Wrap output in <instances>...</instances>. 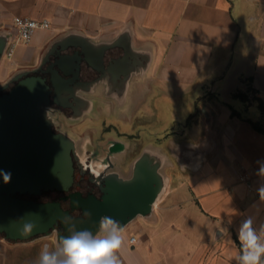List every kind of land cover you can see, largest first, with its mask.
<instances>
[{
    "label": "crops",
    "instance_id": "obj_1",
    "mask_svg": "<svg viewBox=\"0 0 264 264\" xmlns=\"http://www.w3.org/2000/svg\"><path fill=\"white\" fill-rule=\"evenodd\" d=\"M16 16L48 19L51 27L4 55L0 84L37 67L69 34L118 43L114 58L125 55L120 44L130 47L132 55L110 73L115 81L82 88L89 106L79 120L103 122L101 137L110 140L101 151L121 146L109 157L123 177L121 168L132 174L145 149L165 158L164 190L153 213L133 221L136 231L124 228L121 264H237L241 223L251 216L255 228L264 224V132L252 124L264 128V0H0V33H12L9 41ZM53 118L76 143L96 137L74 134L73 121L57 112ZM148 133L154 140L144 139ZM38 246L0 237V264H36Z\"/></svg>",
    "mask_w": 264,
    "mask_h": 264
},
{
    "label": "water",
    "instance_id": "obj_2",
    "mask_svg": "<svg viewBox=\"0 0 264 264\" xmlns=\"http://www.w3.org/2000/svg\"><path fill=\"white\" fill-rule=\"evenodd\" d=\"M10 36L8 31L0 33V62ZM120 45L125 55L106 64V53L118 43L95 45L88 37L69 34L51 45L37 67L19 71L0 84V233L5 239L26 242L55 232L58 241L69 234L73 223L78 230L95 233L102 216H112L124 229L137 217L153 213L165 187L161 172L165 158L150 149L134 161L130 177L117 171L106 175L101 198L71 192L64 197L70 200V209H65L60 201L23 197L72 189L81 157L74 137L54 131L52 105H65L63 101L71 97L79 104L75 91L87 86L80 85L83 63L101 72V77L122 67L132 52L128 45ZM74 210H81V215L74 216ZM65 217L71 219L65 221ZM25 224L34 227L22 235Z\"/></svg>",
    "mask_w": 264,
    "mask_h": 264
},
{
    "label": "clouds",
    "instance_id": "obj_3",
    "mask_svg": "<svg viewBox=\"0 0 264 264\" xmlns=\"http://www.w3.org/2000/svg\"><path fill=\"white\" fill-rule=\"evenodd\" d=\"M103 169H94L100 176ZM259 175L264 176V167ZM6 180L10 176H5ZM260 200L264 202V186L258 189ZM69 221L70 217H65ZM33 225L25 224L21 232L27 235ZM69 234L59 237L55 248L45 246L39 253L36 264H121L117 253L121 250L124 236L123 226L112 216H102L95 233L89 229H77L75 224L68 227ZM240 253L235 257L237 264H264V224L254 227V219L249 216L238 231Z\"/></svg>",
    "mask_w": 264,
    "mask_h": 264
},
{
    "label": "flooded vegetation",
    "instance_id": "obj_4",
    "mask_svg": "<svg viewBox=\"0 0 264 264\" xmlns=\"http://www.w3.org/2000/svg\"><path fill=\"white\" fill-rule=\"evenodd\" d=\"M73 50H70L72 52ZM111 49L106 53L105 55V63L109 62L112 58L115 56H111ZM108 60V61H107ZM101 72H99L96 69H89L87 68L84 63L81 69L80 73V85H90L91 83L99 80H103L104 78H108V80H114L110 77V73L107 74L105 77H101ZM127 78L123 77L119 79L120 82H125ZM87 83V84H86ZM80 88L75 91V96L79 100V104H77L76 98L71 97L68 101H63L65 105H58L56 103H53V108L55 111L63 115L67 120L69 121H79L81 118L86 114L85 109L89 106V102H87L83 98L82 88ZM7 91V90H5ZM109 96V95H107ZM64 128L57 122V124L54 125V131L60 132L63 131ZM64 132V131H63ZM121 146L118 144H115L111 149L106 151V156L103 157L99 156L102 151L96 150V161L95 163L90 160V157H84L82 156V153L77 150L79 156L81 157V161L77 162L76 164V173H75V182L72 187V189L69 192L61 193L58 191H47L42 193L41 195H24L23 197L26 198H33L37 201H60L63 208L70 209V200L64 199L66 195H68L71 192L80 191L84 196L89 194H94L98 198H101L103 195L102 188L105 186V182L103 178L108 175L111 172H114V166L110 162L109 154H111V150L119 149ZM77 149V146H76ZM103 159V160H102ZM102 168L101 174L99 177L95 176L93 174L94 169ZM72 214L74 216L81 215V210H74L72 211Z\"/></svg>",
    "mask_w": 264,
    "mask_h": 264
},
{
    "label": "rangeland",
    "instance_id": "obj_5",
    "mask_svg": "<svg viewBox=\"0 0 264 264\" xmlns=\"http://www.w3.org/2000/svg\"><path fill=\"white\" fill-rule=\"evenodd\" d=\"M247 96L250 97V100H256L257 99V96H256V93L255 91L251 90V89H248L247 91ZM71 126L70 128H68L70 131L74 132V134H81V136H83L84 134L85 137L87 136H96V137H93L92 141L91 142H85L86 140L85 139H78L77 140V150L79 152H81L84 157L88 158L90 157V160L92 162L96 161L95 157H94V151L95 150H99L101 151V148H105L106 147V144L108 143V141L110 140V135L106 134L105 136H103L104 139H102L101 137V130H103L104 128H102V125H103V122L102 121H96L94 122L93 119H85L83 121H73L71 122ZM104 126V125H103ZM86 129V130H85ZM107 130V129H106ZM108 135V136H107ZM144 139L147 140V138H149V140H152L154 137H152V135H150L149 133L148 134H145L144 135ZM83 136V138H85ZM115 137V136H113ZM102 139V140H101ZM107 139V140H106ZM85 140V141H84ZM106 140V141H105ZM154 140V139H153ZM100 142V144L98 143ZM127 142L130 143V144H134L136 145L135 141H132V140H128L127 139ZM141 142V141H140ZM99 144V145H98ZM142 144V143H141ZM140 144V145H141ZM144 144V143H143ZM87 145H88V148H87ZM139 145V147H140ZM96 146V147H95ZM88 149V150H87ZM140 150V148L138 149H135L134 151H129L127 153V155H135L137 154V152ZM102 152H105L104 150ZM120 157V156H119ZM112 159L113 161L116 160V161H125V163H130L132 161V157L128 156L127 159H123V158H118V156H112ZM123 159V160H122ZM117 167V166H116ZM114 167V168H116ZM122 172L128 177H130L131 173H130V170L127 171V168H121ZM140 219V218H138ZM132 224H134L133 222L130 223L128 225V231H136L135 229L132 228ZM131 226V227H130ZM0 237L5 239L4 235L0 233ZM7 240V239H5ZM8 241V240H7ZM30 241H36L39 243V246H38V250H37V254L39 255L40 251L45 247L47 246L50 250L54 249L56 244L58 243L57 239H56V233L54 232L52 235L50 236H46V237H39L35 240H30ZM18 242V241H16ZM20 242V241H19Z\"/></svg>",
    "mask_w": 264,
    "mask_h": 264
},
{
    "label": "built area",
    "instance_id": "obj_6",
    "mask_svg": "<svg viewBox=\"0 0 264 264\" xmlns=\"http://www.w3.org/2000/svg\"><path fill=\"white\" fill-rule=\"evenodd\" d=\"M51 27V22L48 19L37 20L30 17L16 16L12 20V28L16 35L12 41H9L5 55L11 57L15 52L16 43L23 41L29 43L39 29H48ZM12 31V32H13ZM12 35V33H11ZM244 180V177H242ZM135 237H131V241H135Z\"/></svg>",
    "mask_w": 264,
    "mask_h": 264
},
{
    "label": "trees",
    "instance_id": "obj_7",
    "mask_svg": "<svg viewBox=\"0 0 264 264\" xmlns=\"http://www.w3.org/2000/svg\"><path fill=\"white\" fill-rule=\"evenodd\" d=\"M236 95L238 97L243 98V99L246 98V96L244 95V93H242L240 91H238L236 93ZM260 108H261L262 112L264 113V103L260 102ZM233 114L238 115V113L236 111H233ZM252 124L255 127V129H257V130H259L261 132H264V128L259 123L252 122Z\"/></svg>",
    "mask_w": 264,
    "mask_h": 264
},
{
    "label": "bare ground",
    "instance_id": "obj_8",
    "mask_svg": "<svg viewBox=\"0 0 264 264\" xmlns=\"http://www.w3.org/2000/svg\"><path fill=\"white\" fill-rule=\"evenodd\" d=\"M137 72H139V71H137ZM87 147H88V145H87ZM103 159H104V158H103ZM103 159H102V160H103Z\"/></svg>",
    "mask_w": 264,
    "mask_h": 264
}]
</instances>
